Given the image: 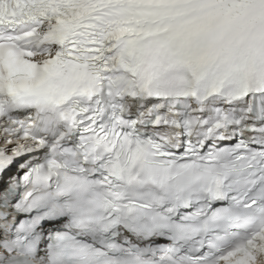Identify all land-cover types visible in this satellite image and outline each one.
I'll return each instance as SVG.
<instances>
[{
	"label": "snow or ice",
	"instance_id": "6c2138e0",
	"mask_svg": "<svg viewBox=\"0 0 264 264\" xmlns=\"http://www.w3.org/2000/svg\"><path fill=\"white\" fill-rule=\"evenodd\" d=\"M0 264H264V0H0Z\"/></svg>",
	"mask_w": 264,
	"mask_h": 264
}]
</instances>
